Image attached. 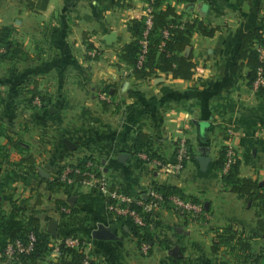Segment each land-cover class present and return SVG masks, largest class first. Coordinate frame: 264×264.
I'll list each match as a JSON object with an SVG mask.
<instances>
[{
    "label": "crops",
    "instance_id": "1",
    "mask_svg": "<svg viewBox=\"0 0 264 264\" xmlns=\"http://www.w3.org/2000/svg\"><path fill=\"white\" fill-rule=\"evenodd\" d=\"M49 3L37 14L29 0H0V25H15V38L29 54L24 60L0 58V204L19 219L37 216L50 232L53 248L34 264H56L59 243L69 236L90 240L97 264H264L258 201L225 185L222 170L213 166L222 146L230 145L241 160V176L264 184V95L257 93V82L249 84L251 67L239 55L243 32L257 26L264 32V0L174 1L179 12L220 25L213 36L193 33L196 67L190 78L163 71L136 78L116 65L118 52L131 39L130 20L150 12L149 2ZM110 32L114 41L100 42ZM84 35L101 43V56L90 58ZM35 85L39 93L28 97ZM139 130L151 134L161 160L139 162ZM182 140L191 156L176 173L171 165ZM203 145L209 146L206 168L197 159ZM28 154L35 157L34 171L26 162L17 166ZM87 155L110 186L137 194L155 182L172 184L208 211L198 220L168 206L156 208L153 218L160 225L144 253L128 226L113 219L97 185H49L47 179L61 167ZM52 220L57 221L55 235L49 229ZM227 227L251 248L234 239L214 250V240ZM7 262L12 264L0 256V264Z\"/></svg>",
    "mask_w": 264,
    "mask_h": 264
},
{
    "label": "trees",
    "instance_id": "2",
    "mask_svg": "<svg viewBox=\"0 0 264 264\" xmlns=\"http://www.w3.org/2000/svg\"><path fill=\"white\" fill-rule=\"evenodd\" d=\"M150 3V19L148 17L132 18L129 22L128 29L131 32V39L126 42L118 52V61L116 65L119 68L127 70L128 74L136 78H145L159 71L171 73L173 77L190 78L195 72L196 62L193 59V49H191V38L195 31L205 36H213L220 25H209L198 15L185 14L179 12L175 2L196 0H144ZM50 0H29V5L33 12L40 14L41 10H46L50 6ZM15 29L12 25H0V58L12 60H24L29 57L26 55L23 44L15 38ZM145 41V43H144ZM190 47V50H187ZM89 50L93 49L92 43L88 44ZM24 54V56L22 55ZM141 54L144 58H141ZM26 55V56H25ZM239 55L245 60L247 65L251 67L249 73V84L256 85V81L260 75L264 77V32L260 26L247 30L241 34ZM98 53L90 55V58H98ZM33 96L37 92L38 87L31 86L29 91ZM257 93L264 95V83L257 84ZM30 95V96H31ZM31 98V97H30ZM4 132V125L0 122V135ZM19 143L15 141L13 145ZM136 153L145 151L148 155L147 159L138 157L139 162L151 161L154 158L162 159L161 155L156 152L152 144V136L150 133L139 130L136 143ZM229 145H224L219 151L218 157L215 159L213 166L222 170V179L225 185L231 187L232 190L245 195L250 202L258 201L260 208L257 210V228L264 233V184L258 179L252 177L241 176L240 164L241 160L237 153L234 154L227 166L229 160ZM2 145L0 144V151ZM94 160V157L87 155L83 157L77 164L70 165L73 169L69 175L73 179L71 183L62 181L60 174L65 168H60L58 175L53 179H47L52 188H59L64 185L76 187L83 184V180L88 178L87 174L78 172L76 168H84L86 161ZM26 162L29 171L35 169V157L28 154L22 157L17 164L21 169L22 163ZM98 169V168H97ZM97 176L102 174L101 170H96ZM152 186L161 191L163 194L162 206L173 208L172 195L179 194L186 200L200 201L195 196L186 195L179 187L172 184L153 183ZM112 188H116L112 186ZM126 193L130 191L117 188ZM144 190L138 192V194ZM136 204H134L135 206ZM140 210L141 207L137 206ZM207 208L195 218L201 220L205 217ZM154 211H145L144 215L147 219L145 225H138L129 217H119V220L127 225L129 231L137 238L139 245L142 241H147L151 245L154 243V231L160 225L157 219H154ZM152 223V224H150ZM34 233L35 240L33 248L26 252L18 253L12 260V264H34L46 254L51 252L53 245L51 243V234L40 225L37 216H29L26 220L17 218L13 213H6L0 204V256L6 251L9 241L16 239L27 243L29 235ZM234 239L242 241L243 248H251L249 241L243 239L237 230L227 227L224 232L217 235V239L213 242V249L217 250L221 243L231 244ZM60 256L56 264H83L85 253L82 249L76 248L66 243L63 239L59 243ZM263 256V255H262ZM91 264H97L93 256L90 259Z\"/></svg>",
    "mask_w": 264,
    "mask_h": 264
},
{
    "label": "built area",
    "instance_id": "3",
    "mask_svg": "<svg viewBox=\"0 0 264 264\" xmlns=\"http://www.w3.org/2000/svg\"><path fill=\"white\" fill-rule=\"evenodd\" d=\"M147 22L149 24L151 23L150 17H148ZM141 58H144L143 54H141ZM256 82L257 84L259 82L264 83V77L260 75ZM233 154L234 149L229 145V160L227 162V166L229 165ZM190 156L191 149L189 144L184 140L180 141L176 149V158L171 165V169L176 173L182 171L185 168L187 160L190 158ZM138 157H141L142 159H147L148 155L145 151H142L138 153ZM97 168L99 169V167L95 163V160L90 159L86 161L84 168H76L75 170L88 175V178H85L82 181L83 184H95L97 185V187L100 188L102 192L105 193L107 209L109 210L113 219L120 221L119 217H129L138 225H145L147 223V219L144 215V212H155L156 208L162 207L163 194L161 191L155 189L152 185H150L148 188L145 189V191H142L139 194L126 193L117 188L113 189L112 186L109 185L103 173L100 176H97ZM72 169L73 168L70 166L66 167L61 172L60 179L62 181H68L69 183H71L73 179L69 175V172ZM171 199L173 201V209L188 218L195 219L205 207L202 201L197 202L192 200H186L179 194L172 195ZM134 204L136 205L134 206ZM137 206H140L141 210ZM65 208L66 207H64V209ZM35 238L36 237L34 233H31L29 235V240L27 243H24L20 239L9 241L6 247V251L1 254V257H4L11 261L18 253L22 251H30L33 248ZM65 241L67 244L82 249L84 251L85 259L83 261V264H91L90 259L92 257V242L90 240H82L74 236H69L65 237ZM152 246L153 244L151 245L147 241H142L140 244V249L142 252L148 253L151 250Z\"/></svg>",
    "mask_w": 264,
    "mask_h": 264
},
{
    "label": "water",
    "instance_id": "4",
    "mask_svg": "<svg viewBox=\"0 0 264 264\" xmlns=\"http://www.w3.org/2000/svg\"><path fill=\"white\" fill-rule=\"evenodd\" d=\"M105 38L107 39V41L112 42L115 39V33L110 32ZM187 50L189 51L190 47H187ZM69 145H70V143H69ZM208 152H209V146L203 145L201 147V153L199 155H197V159L199 160V162L203 168H206L209 161H210V157L208 155ZM49 229L54 235L56 234V230H57V221L56 220H52L50 222ZM102 234H104L105 236L109 235L106 233V230ZM5 264H9V262H7Z\"/></svg>",
    "mask_w": 264,
    "mask_h": 264
},
{
    "label": "rangeland",
    "instance_id": "5",
    "mask_svg": "<svg viewBox=\"0 0 264 264\" xmlns=\"http://www.w3.org/2000/svg\"><path fill=\"white\" fill-rule=\"evenodd\" d=\"M149 15H150V12L148 11L147 14H146V16L149 17ZM12 26L15 28V25H12ZM90 37H91V36L84 35V36H83V42L85 43V45L87 46V48H88V44H89V43H92V45H93V47H94L93 49H91V54H92V55H95V54L98 53V55L101 56V55H102V52H103V51H102L103 49H101V43L96 44V42H95L94 40H91ZM105 40L107 41V39L104 37L103 39H100V42L102 41L103 43H105V42H104ZM113 41H114V40H113ZM113 41H112V42H113ZM107 42H108V43H111V42H109V41H107ZM22 55L24 56V54H22ZM26 55H29V54L27 53ZM26 55H25V56H26ZM27 94H28V97L31 95L30 93H27Z\"/></svg>",
    "mask_w": 264,
    "mask_h": 264
}]
</instances>
